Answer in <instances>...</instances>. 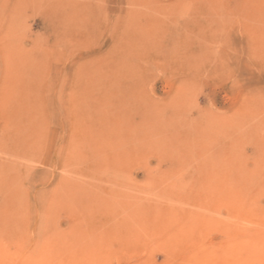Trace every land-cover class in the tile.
Returning <instances> with one entry per match:
<instances>
[{"label":"rangeland","instance_id":"obj_1","mask_svg":"<svg viewBox=\"0 0 264 264\" xmlns=\"http://www.w3.org/2000/svg\"><path fill=\"white\" fill-rule=\"evenodd\" d=\"M263 240L264 0H0V264Z\"/></svg>","mask_w":264,"mask_h":264},{"label":"bare ground","instance_id":"obj_2","mask_svg":"<svg viewBox=\"0 0 264 264\" xmlns=\"http://www.w3.org/2000/svg\"><path fill=\"white\" fill-rule=\"evenodd\" d=\"M253 240V239H252ZM255 240V239H254ZM264 241V240H263ZM264 243V242H263ZM261 245V244H260ZM253 246V245H252ZM262 247V246H261ZM245 250V249H244ZM260 251V250H259ZM233 253V252H232ZM260 253V252H259ZM231 255V254H230ZM242 255V254H241ZM213 257V256H212ZM218 257V256H217ZM240 257V256H239ZM251 257V256H250ZM260 257V256H259ZM236 259V258H235ZM218 260H220L219 258H218ZM230 260V259H229ZM238 261V260H237ZM242 261V260H241ZM31 262V261H30ZM238 262H240V261H238ZM239 264V263H238Z\"/></svg>","mask_w":264,"mask_h":264}]
</instances>
